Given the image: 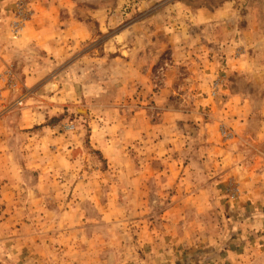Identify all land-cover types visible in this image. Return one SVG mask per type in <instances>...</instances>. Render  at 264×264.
Listing matches in <instances>:
<instances>
[{
  "label": "rangeland",
  "instance_id": "1",
  "mask_svg": "<svg viewBox=\"0 0 264 264\" xmlns=\"http://www.w3.org/2000/svg\"><path fill=\"white\" fill-rule=\"evenodd\" d=\"M78 2L85 10L101 11L102 20L110 26L100 31L95 46L85 48L90 53L101 47L106 55H122L125 49L117 41L132 28H137V37L141 38L142 32L162 29L165 32L173 25L187 28L178 37L187 45L178 51L182 59L178 62L176 92L170 96L171 105L180 116L179 126H172L173 118H167L171 124L159 133L165 138L161 144L154 141L126 147L122 141L127 150L137 155L146 152L150 158L139 163L121 160L116 173L106 174L110 164L91 141L93 128L89 122L78 120L75 112L58 124L61 132L79 133L84 140L77 165L84 173L78 177L60 174L48 181L70 183L76 178L88 184L79 193L78 200L83 204L79 207L69 204L77 191L42 192V199L47 200L41 202L32 192L24 191L20 206H0V216L15 215V219H24L22 231L31 236L34 233L40 242L46 239L39 238H46L49 233H67L74 237L76 230L71 231L74 220L77 215H83L80 227L85 246L100 244L96 254L86 252L84 256L94 264H114L115 255L125 254L127 235L150 236L155 230L175 236L181 260L197 255L194 251L198 249L206 252L213 245L218 250L214 261L219 264H264V0ZM33 3L34 0H17L12 19L16 35L29 24ZM14 21H20V30ZM85 21L93 22L90 18ZM142 26L145 29L140 31ZM84 67L90 76H96L92 64ZM73 68L67 69L70 81L75 79ZM105 70L103 66L100 71L107 75ZM109 77H102L107 79V85L118 84L112 83ZM10 81L6 87L19 91L24 103L18 102V105L24 106L32 93L30 88L16 80ZM50 83L53 84L49 89L55 92L57 83ZM23 88L29 89V93L24 94ZM1 101L8 107L6 95ZM192 113L197 119H184ZM155 152L165 155L154 159ZM143 163L147 169H143L137 181L145 190H125L130 188L131 178L137 176L120 172L130 166L140 169ZM157 168L174 175H156ZM249 169L259 171L252 180L246 175L251 173ZM30 178L31 174L24 175L26 181ZM160 185L165 189L157 192L155 189ZM2 226L7 231L16 227L12 222ZM96 233L100 239L90 242ZM193 236L194 241L199 242L200 237L202 241L192 250L189 246Z\"/></svg>",
  "mask_w": 264,
  "mask_h": 264
},
{
  "label": "crops",
  "instance_id": "2",
  "mask_svg": "<svg viewBox=\"0 0 264 264\" xmlns=\"http://www.w3.org/2000/svg\"><path fill=\"white\" fill-rule=\"evenodd\" d=\"M77 2L34 0V12L29 24L23 33L16 35L12 19L17 0H0L1 208L20 206L21 192L24 191L32 192L39 202L47 200L42 199V192L77 191L68 203L78 207L83 204L78 197L88 184L76 178L70 183L48 181L60 174L78 177L84 173L77 166L84 140L79 133L61 132V125L58 124V121H67V117L75 112L78 120L87 121L92 126L91 141L110 164L106 174L116 173L121 160L139 163L150 158L146 152L137 155L127 150L122 141L126 147L134 143L135 146H143L154 141L161 144L165 138L159 133L171 124L167 123V118H173L172 126H179L180 116L171 105L170 96L176 92L178 62L182 59L178 51L187 45L185 40H178V37L187 28L173 25L165 32L163 29L160 32L152 30V33L146 31L141 33L142 38L140 35L137 37V28H132L117 41L125 49L122 55H106L101 47L92 49L90 53L85 48L95 46L100 31L110 26L102 20L101 11L85 10ZM85 18L93 22L88 24ZM160 25L167 27L162 23ZM144 29L142 26L140 31ZM85 64L93 65L94 78L85 70ZM103 66L111 82L117 85H107V79L102 78L107 75L100 71ZM66 68L75 69L73 81H70ZM10 80L30 88L32 93L25 99L24 106L18 105V98L21 97L19 91L6 87L12 83ZM51 81L57 83L55 92L49 89L53 84ZM5 95L8 99L6 109L1 101ZM148 97L153 100L148 102ZM189 118L197 119L194 113L184 119ZM158 154L155 152L152 157L157 159L165 155ZM144 163L140 169L130 166L120 172L137 176L136 179L131 178L128 184L130 188L125 187V190H145L144 185L137 181L138 176L142 177L143 169H147ZM248 171L252 173L246 174L251 176V180L259 173ZM26 174L32 176L28 181L24 179ZM154 174L174 175L161 168L155 169ZM207 174L212 175L211 172ZM209 184H205L204 188L208 189ZM164 189L160 185L155 190L159 192ZM50 202L55 203L52 199ZM68 217L66 215L65 219L68 220ZM82 219L83 215H77L74 220L75 225L71 229L76 230L74 237L67 233H49L46 238H39L46 240L37 242L38 236L34 233L31 236V233L22 231L24 219H15V215L0 216V264H94L93 260L84 256L86 252L96 254L100 244L94 240L100 239V234H94L96 237L90 238L93 246L86 247L84 232L80 227ZM11 222L16 227L11 231L4 230L2 225ZM127 239L125 254L115 255L114 264H174L176 261L186 264L191 256H195L181 260L177 254L179 247L175 246V236L162 235L157 230L150 236L127 235ZM191 239L193 241L189 247L193 250L202 240L200 237L199 242L194 241V236ZM212 246L206 252L199 249L194 251L209 254L201 264H219L213 257L218 250Z\"/></svg>",
  "mask_w": 264,
  "mask_h": 264
},
{
  "label": "trees",
  "instance_id": "3",
  "mask_svg": "<svg viewBox=\"0 0 264 264\" xmlns=\"http://www.w3.org/2000/svg\"><path fill=\"white\" fill-rule=\"evenodd\" d=\"M207 257H209V254H207V253L206 254L205 253L198 254V255L192 256L190 258V261L188 263H186V264H201L202 261L207 259Z\"/></svg>",
  "mask_w": 264,
  "mask_h": 264
},
{
  "label": "built area",
  "instance_id": "4",
  "mask_svg": "<svg viewBox=\"0 0 264 264\" xmlns=\"http://www.w3.org/2000/svg\"><path fill=\"white\" fill-rule=\"evenodd\" d=\"M21 10H22V8L20 7V9L18 10V13H17V14L20 15V14H21ZM14 22H15V21H14ZM19 22H20V21H19ZM19 22H18V23L15 22V27H16L17 30H20V29H19V27H20ZM23 93H24V94L29 93V89H27V88H23ZM18 102H19L20 105H22V104L24 103V101H23L22 99H20ZM2 104H3V103H2ZM3 106H4L5 108L7 107L5 104H3Z\"/></svg>",
  "mask_w": 264,
  "mask_h": 264
}]
</instances>
